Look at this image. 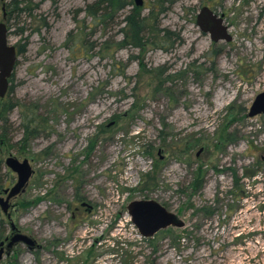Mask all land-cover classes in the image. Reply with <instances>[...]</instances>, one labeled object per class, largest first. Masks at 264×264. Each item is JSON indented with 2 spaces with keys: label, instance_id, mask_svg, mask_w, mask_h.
<instances>
[{
  "label": "rangeland",
  "instance_id": "rangeland-1",
  "mask_svg": "<svg viewBox=\"0 0 264 264\" xmlns=\"http://www.w3.org/2000/svg\"><path fill=\"white\" fill-rule=\"evenodd\" d=\"M91 1L0 0L9 41L23 45L0 196L17 178L8 155L33 169L0 206V242L18 231L37 243L4 249L0 264H264V112L247 114L264 90V0H143L142 14L159 11L139 47L121 42L131 4L104 24L87 15ZM203 5L229 41L199 29ZM135 198L184 224L140 235Z\"/></svg>",
  "mask_w": 264,
  "mask_h": 264
},
{
  "label": "water",
  "instance_id": "water-1",
  "mask_svg": "<svg viewBox=\"0 0 264 264\" xmlns=\"http://www.w3.org/2000/svg\"><path fill=\"white\" fill-rule=\"evenodd\" d=\"M134 2L136 5H141L143 0H134ZM195 22L199 29L208 33L213 41L220 39L229 41L232 37L227 30V25L223 22L222 14L216 13L207 5L200 7ZM17 57L16 45L9 41L7 26L0 21V97L5 96L7 92ZM263 112L264 90L255 95L247 114L252 116ZM4 161L6 166L15 171L17 175L15 183L3 190L5 197L0 196V206L3 212H6L9 207V199L24 189L33 169L27 158L20 160L15 156L8 155ZM126 207L132 223L136 226L139 234L144 237H151L160 229L170 225L181 226L184 224L183 220L173 211L154 198H135L130 200ZM7 215L9 216V213ZM12 226L14 227L13 223ZM18 241H22L31 247L35 240L25 233L16 231L9 238L7 246L10 247ZM2 251L3 247L1 246L0 255Z\"/></svg>",
  "mask_w": 264,
  "mask_h": 264
},
{
  "label": "trees",
  "instance_id": "trees-1",
  "mask_svg": "<svg viewBox=\"0 0 264 264\" xmlns=\"http://www.w3.org/2000/svg\"><path fill=\"white\" fill-rule=\"evenodd\" d=\"M126 4H131V6L128 8L126 13L123 16V22H124V35L122 39V43L124 45L130 44L131 46L139 47L142 46V44L147 43L149 40V37L146 36V34H150L147 31L151 33H155L156 30L153 29V24L149 25L150 21L156 17L154 13V9L157 8L159 11V7H152L147 14H142V6L135 5L131 0H93L90 3L87 4L85 10L87 15H90L94 20L104 23L106 22V18L111 13H116L118 10L123 9ZM157 11V12H158ZM153 23V22H152ZM160 30V29H159ZM153 37V36H151ZM149 42V41H148ZM17 54L19 55L23 50L22 44H17ZM11 80V77L9 81ZM12 90V85L9 83L7 92L5 96L0 97V142L6 141V134L4 129V123L8 120V114L14 109L16 106H20L21 104L17 100L11 99V97L8 96V92ZM31 120V119H30ZM4 122V123H3ZM27 128V127H26ZM28 129V128H27ZM226 138H230L226 136ZM197 170L200 171V167H197ZM252 173L246 172L245 175H250ZM201 173L198 172V174L195 177V180L192 183L191 190L196 191L201 186V178H199ZM1 189V185H0ZM195 211L199 210H205L207 214L213 212L214 208L211 206L203 205L202 207H195ZM171 228H166L165 230H168ZM163 230L162 232H164ZM161 231V230H160ZM119 246V242L117 244ZM120 248L122 246L120 245Z\"/></svg>",
  "mask_w": 264,
  "mask_h": 264
},
{
  "label": "flooded vegetation",
  "instance_id": "flooded-vegetation-1",
  "mask_svg": "<svg viewBox=\"0 0 264 264\" xmlns=\"http://www.w3.org/2000/svg\"><path fill=\"white\" fill-rule=\"evenodd\" d=\"M77 200H80L79 201V205L80 206H84L85 207V209H86V211H91V209H92V205L90 204V203H88L87 201H85V200H83V198L82 197H77ZM76 209H78V207L76 206ZM72 215H74V213H72ZM8 216V215H7ZM16 227L14 226H11V230L12 231H15L16 229H15ZM157 232H159V231H157ZM13 234V233H12ZM12 234H10V235H6L4 238H3V240H1V242H2V244H0V247L2 246L3 247V250L4 249H8V248H11L14 244H16V243H18V242H22V241H18V242H15V243H13V245H11L10 247H8L7 246V242H8V240H9V237L12 235ZM152 237V236H151ZM0 242V243H1ZM24 243V242H23ZM33 246H37V243L34 241V244L31 246V247H33ZM30 247V248H31ZM2 253V252H1ZM1 256V255H0Z\"/></svg>",
  "mask_w": 264,
  "mask_h": 264
}]
</instances>
